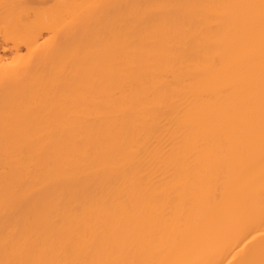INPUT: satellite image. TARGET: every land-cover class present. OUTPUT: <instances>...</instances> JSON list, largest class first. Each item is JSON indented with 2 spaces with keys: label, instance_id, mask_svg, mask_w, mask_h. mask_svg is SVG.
Returning <instances> with one entry per match:
<instances>
[{
  "label": "bare ground",
  "instance_id": "bare-ground-1",
  "mask_svg": "<svg viewBox=\"0 0 264 264\" xmlns=\"http://www.w3.org/2000/svg\"><path fill=\"white\" fill-rule=\"evenodd\" d=\"M260 3L0 0V262L264 264Z\"/></svg>",
  "mask_w": 264,
  "mask_h": 264
},
{
  "label": "snow or ice",
  "instance_id": "snow-or-ice-1",
  "mask_svg": "<svg viewBox=\"0 0 264 264\" xmlns=\"http://www.w3.org/2000/svg\"><path fill=\"white\" fill-rule=\"evenodd\" d=\"M5 7H9L5 5ZM261 10V34H262V57H264V0L259 5ZM261 107H262V135H264V60H262V83H261ZM0 264H141L132 260H107V261H78V262H56L45 260H16L4 261Z\"/></svg>",
  "mask_w": 264,
  "mask_h": 264
}]
</instances>
